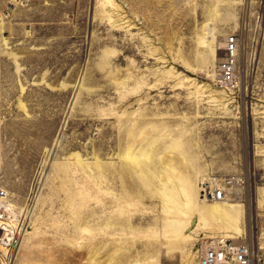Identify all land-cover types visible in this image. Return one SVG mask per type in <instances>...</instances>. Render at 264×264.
I'll use <instances>...</instances> for the list:
<instances>
[{
  "label": "rangeland",
  "instance_id": "obj_1",
  "mask_svg": "<svg viewBox=\"0 0 264 264\" xmlns=\"http://www.w3.org/2000/svg\"><path fill=\"white\" fill-rule=\"evenodd\" d=\"M0 192L6 264H199L213 237L264 264V0H0Z\"/></svg>",
  "mask_w": 264,
  "mask_h": 264
},
{
  "label": "built area",
  "instance_id": "obj_2",
  "mask_svg": "<svg viewBox=\"0 0 264 264\" xmlns=\"http://www.w3.org/2000/svg\"><path fill=\"white\" fill-rule=\"evenodd\" d=\"M238 52V40L230 39L222 44L215 77L218 87L223 90L235 89L238 86ZM242 184L243 180L240 177H231L224 185L217 186L213 193L206 194L202 191L203 198L221 203L229 202L235 199L237 189ZM233 189L236 191L234 195ZM5 202V194L0 192V248H10L14 244L11 227L7 222L9 210ZM196 258L199 264H253L252 251L248 243L220 237L200 242L196 248Z\"/></svg>",
  "mask_w": 264,
  "mask_h": 264
},
{
  "label": "bare ground",
  "instance_id": "obj_3",
  "mask_svg": "<svg viewBox=\"0 0 264 264\" xmlns=\"http://www.w3.org/2000/svg\"><path fill=\"white\" fill-rule=\"evenodd\" d=\"M208 184L209 185L207 186V189L205 188L203 191H205L206 194L213 193L215 188L217 187L216 183L210 182ZM202 198H203V194H202ZM205 201L214 203V205L209 207L208 212L215 218L217 223L226 222L229 219V217H231V215L235 213L237 210L235 204H231L227 202L221 203L217 201H212L210 199H206ZM5 203H6V208L8 210H12V205L8 202V200H6ZM5 253L7 252L4 249L0 248V262L3 261L4 264L7 263L6 261L8 259V257H4Z\"/></svg>",
  "mask_w": 264,
  "mask_h": 264
}]
</instances>
